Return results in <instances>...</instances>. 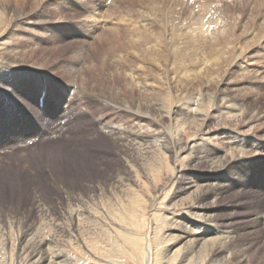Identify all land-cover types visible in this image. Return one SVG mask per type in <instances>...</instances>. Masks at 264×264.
<instances>
[{
    "label": "rangeland",
    "instance_id": "374dc122",
    "mask_svg": "<svg viewBox=\"0 0 264 264\" xmlns=\"http://www.w3.org/2000/svg\"><path fill=\"white\" fill-rule=\"evenodd\" d=\"M105 1L108 4L100 15L105 24L102 29L94 26L93 17L87 19L99 7L100 2L96 0L1 1L0 67L2 62L18 67L6 72L0 68L3 85L0 108L4 103L15 104L23 95L35 108L33 103L41 93V80L47 84L50 96L56 91L53 96L59 100H54L58 101V109H62L66 100L74 102L75 94L63 84L62 69L70 65L84 68L75 75L89 83L100 79L112 82L118 77L114 88L109 85L108 93L112 96L118 87L123 91L134 82L153 79L154 92H158L157 104L164 111L179 105L190 111L188 118L171 117L169 121L162 113L153 116L152 121H145L136 118L129 109L119 112L111 102L103 107L105 102L93 93L94 104L90 105L100 106L95 116L126 131L145 135L146 139L167 135L189 151L173 158L174 154L155 147L147 154V162L143 161L146 167L152 163L155 166L146 172L141 166L138 170L141 196L135 197L129 186H120L112 195L79 204L83 209L72 204L69 207L72 209L65 208L67 201L57 189L58 183L63 180L64 188L76 190V185L89 183L96 176L100 181H109L118 162L100 161L103 169L97 172L85 165L87 155L77 156L78 162L71 164L72 170L66 173L62 168L71 155L61 153L64 141L46 144L41 150L36 146V149L30 148L21 159L15 154L13 157L1 155L8 157L16 168L24 165L22 169L26 170L11 176L12 169L0 167V206H12L15 210L1 218L0 264H30L35 253V258L46 257L43 264L53 259L57 264H67V259L73 260L72 264H206L209 250L197 253V258L189 262L181 261L186 246L173 245V240L166 237L172 232L170 225L175 215L185 213L194 202L191 193L173 197L181 188L177 170L193 169L194 160L204 155V150L215 155L243 157L247 153L253 157V162L218 178L223 190L216 203L218 219L244 221L257 214L264 215V0H103V4ZM10 11L20 17L13 20ZM192 23L204 26L205 37H189L183 31L193 27ZM140 35L155 43L156 50H147ZM172 47L186 54L183 61L175 60L182 65L172 59L169 51ZM135 70L140 74L138 78L127 76L135 75ZM125 98L129 99L127 94ZM45 104L48 123L51 112L47 99ZM76 104H80L79 100L74 107ZM127 106L133 108L130 104ZM104 113L106 118H102ZM5 121L11 123L12 116L8 115ZM33 123L28 129L39 125L35 120ZM90 125L85 121L75 124L73 137ZM3 128L0 127V137L7 140L14 131L2 132ZM216 128H223L225 137H229L207 133ZM67 131L69 128L62 130L61 135ZM95 141L89 146L91 150L107 151L108 156L114 153L115 148L104 139ZM34 143L30 142L29 146ZM204 166L200 162L195 168L200 171ZM28 169L35 175L31 183L22 177L30 175ZM198 174L187 171L186 177L198 183L201 181ZM33 187L38 198L32 199ZM136 199L137 205L132 210L129 202ZM31 201L37 210L31 207ZM236 230L235 237L227 243L233 250L229 259L244 255L243 264H264V224L255 229L238 227ZM25 231L30 242L20 244L18 236ZM38 250H41L39 255Z\"/></svg>",
    "mask_w": 264,
    "mask_h": 264
},
{
    "label": "bare ground",
    "instance_id": "6f19581e",
    "mask_svg": "<svg viewBox=\"0 0 264 264\" xmlns=\"http://www.w3.org/2000/svg\"><path fill=\"white\" fill-rule=\"evenodd\" d=\"M1 1L3 0H0V7L2 5ZM96 1L100 2L99 7L96 9H93L96 11L92 12L87 17V19H89L90 17H93L92 23L94 24V26H98L102 29L105 26V24L102 23L100 15L102 14V11H104L103 9L107 6L108 2L106 3L105 1V3L103 4V0H96ZM98 2L94 4L93 7L98 5ZM100 8L102 9L99 10ZM10 13H11V16L13 17V20L18 19V17H20V15H16L13 11H10ZM110 19L112 20V18ZM191 25L193 27L183 26V27H186L183 31L186 34H188L189 37L190 35H192L193 38L194 36H197V37L204 36L203 29H202L204 26L201 28L200 27L201 24L199 25L198 23H192ZM148 35L149 34H147V36ZM146 37L145 35L143 36L140 35L139 39H142L141 43L145 44L147 50L153 52V50H156L155 48H157V46L155 43L148 41V37L147 38ZM193 50L195 49L193 48ZM169 51H171V54H172L171 56H173L172 59L174 61L178 59L180 61H183V59L185 58L186 54L185 55H183L182 53L180 54L178 47L177 48L172 47V49H170ZM150 55H153V53H150ZM155 57L153 61H156ZM2 59L3 58H1V60ZM2 64L3 65H1L0 68L4 72L16 66V65H5L4 62H2ZM70 66H67L68 68H63V69L61 68V69H62V73L64 74L63 76L65 77V81L63 83L65 88H68V90L71 93L75 94L74 102L68 103L67 100L65 99L66 101L63 104L62 109L60 107L58 109L56 105L59 100L58 98L56 97L54 98L53 96V94L56 91L53 92V94L51 93V96H50V94L47 93L48 92L47 84L45 82L42 83V80H41L40 81L41 93L36 95L37 100L33 103L35 105V108L32 106V103L24 97V95L23 97H18V99H16L17 101L15 102V104L10 105V104L4 103L3 108H0V127H4L2 132H6L7 131L6 129H8V130H13L14 134H18L17 137L13 136L14 134L10 135V137H8L7 140H4L0 137V167H4V169H7V168L12 169V172L9 171L10 175L16 174L19 171L26 170V169H22L24 165H22L20 168L18 167L16 168L13 164H11L12 162H10L8 157H3L1 155L8 154L9 157H13L15 154L19 156L18 158L21 159L22 156H25L27 154L26 152L29 151L30 148L36 149L35 148L36 146V147H39V149L41 150L46 144H47L46 146H48L50 143L64 141L65 145L62 148L61 153L64 155H71L69 157V160L65 162L66 165L64 166V168H62L61 166V168L66 173H70V171L72 170L70 167L71 164L76 165L74 163L78 162L77 156L81 158L83 157V155H87L88 160L85 161V165L91 166L93 169H96L95 171H97V169L98 170L103 169V167L100 166L99 164L100 161L107 163L109 160V161H115L119 163V166L113 169V172H112L113 174L110 173L112 174L110 177V180L106 182H105V179L104 181H100L101 178H97V176L93 177L94 176L93 175L92 179L94 180L86 184L84 183L81 186L76 185L74 188L77 187V189L72 190V188L69 189L70 187L68 189L64 188L65 186L62 185L64 184L62 183L63 180H61L60 183H58L59 185L57 189L60 190L61 193H63L62 196L67 201L65 208L67 207L68 209H72L73 207L69 208L71 204L75 206L77 205L80 206L79 204L83 205L88 199H94L95 197L104 198L107 196V194L112 195L115 192V190H117V188H119L120 186L121 187L129 186L131 188L129 189L133 191L134 195H136L135 197L141 196L142 190L140 189L141 185H139L138 176H137L139 173L138 170H141V168L139 167L141 166L144 169L143 171L146 172V171H149L151 167L155 166L156 164V163H152L153 160L151 158H150V160H152L150 162L152 163L150 165L151 167L149 166L146 167L145 164H143V161L147 162V159H148L147 154L151 153V150H153L155 147L160 146V148L164 149L165 152H168L171 155L174 154L173 155V158H174V157H178L180 153H183L187 150L189 151V148H186V146L180 147L179 145H177L179 143H175L174 142L175 140H173L171 137L167 135H164L162 137H152V138L146 139L145 135L134 133L129 130L126 131L109 122H105L103 119L101 120L98 116H95L98 110L100 109V106L97 105V107H94L96 109H94L90 105V104H94L93 102L94 99L91 100L92 97L95 96L93 93L99 96L98 98L101 99V102L103 101L105 102V105H103V107H108L107 102H111L110 104H113L114 106L118 107L119 112L121 113L126 112V110L129 109V111L133 113L132 115L136 116V118L138 117L144 120L146 119L145 121H149V120L152 121L153 116H156L162 113L166 114L165 117L169 121L171 117H182V119H185L189 117L190 111L189 112L186 111L185 108L179 105L178 106L172 105L168 109V111H164L162 106H159L157 104L156 96L158 95V92L157 91L154 92L155 85H154L153 79L152 80L145 79L143 81L134 82L133 85H128L123 91H121L120 88L118 87L114 93V96H112L108 93V91L111 90L109 85H111V87L114 88L115 87L114 84H117L119 82L118 77L113 78L112 82L105 83L102 81V79H100V80H94L93 82L89 83V80L83 79L81 78V76L75 75V74L79 75L81 73V70H83L84 68L82 67L76 68V65H70ZM16 67H18V65ZM132 70L133 69H131L130 71ZM89 72L95 73V70H90ZM101 72H102V69L100 70L99 74H101ZM137 75L140 76V74H137V71L135 70V75L128 74L127 76L131 77L132 79H135V78H138ZM2 86L3 85L0 82V93L1 94L3 93ZM137 89H138V92H136ZM133 93H135V95H133ZM126 94L128 95L129 99L125 98ZM46 99L48 101V108H49L48 110H50L51 112V119H50L51 122H48V123L46 122L48 119L46 118L48 114L46 110L47 106L45 104ZM56 99L58 101L54 102V100ZM77 100H79L80 104H76V106L74 107V104ZM53 102H54V105L52 104ZM16 103H18L19 105H17ZM65 104H67V108L64 107ZM127 104L132 105L133 108L131 107L129 108ZM33 109H39V111L43 114L44 120L42 122L34 118ZM72 109H75L78 111L73 112ZM106 113L103 114L102 118H106L105 117ZM8 115L12 116L11 123L10 121L8 122L5 121ZM72 116L74 117V120L71 119ZM34 120L39 125L38 126L35 125L34 129L30 130L31 129L30 127L34 125L33 123ZM70 120L72 121L70 122ZM84 121L87 123H90L91 124L90 127L86 130L84 129L81 130L82 131V132L80 131L81 133L79 132L77 133L76 137H73L74 129L72 127L78 122L83 123ZM204 122H203V125H204ZM22 127H24L23 129L24 131H20ZM66 128H69V131H67L62 136L61 131ZM223 131H224L223 128L221 129L216 128V129H213L212 132H207V133L213 134L215 132V133H218V135L221 136L222 138L226 136L225 132ZM228 137L229 136L225 138H228ZM97 139H104L108 144L112 145L113 148H115L114 153L108 156L107 151H105L104 153V151L102 150L101 151L96 150V152L94 150H91L92 148H89V146L95 140L97 141ZM32 141H35V143L29 146V143ZM89 141H92V142H89ZM6 150H8L9 152H6ZM21 151H24V152H21ZM208 152L210 151L205 152L204 150L203 152L204 155L194 160L195 163H193L191 167L193 169L189 167L191 170L187 168L177 170V175L179 174L181 176L178 178L180 179L179 183L181 185V188L179 189V191L174 193L175 195L173 197L176 198V197H180L181 195L184 196L187 193L188 194L191 193L193 195L192 199H194V202L193 204L190 203L191 204L190 208L185 213L175 215L174 221L172 220V223L170 225V230H172V232L170 233L168 232L166 237L173 240L172 241L173 245L181 244L180 246H186L185 249L183 248L181 259H180L181 261L187 260L189 262L190 259L192 260L194 257L197 256V253H200L201 251H202L201 253H203V251L209 250L210 258L207 259L206 264H243V262L245 261L244 255L238 256L237 258L235 257L236 259L235 260L232 259L233 261L229 259L232 256L231 254L233 253V250L227 243H230L232 239L235 237V235L237 234L236 229H238V227H240L241 229H255V228L262 226L264 224V215L262 216L261 214L260 215L257 214L253 216L252 218H249L244 221H238V220H234L231 218H228L224 221L223 220L220 221L217 216L216 203H217L218 197L219 196L221 197L223 190H221L220 188L221 185L218 182V178L220 177L223 178V176H225L227 173H231L232 170L235 169L236 167H241V166H244V164L247 165L248 163L253 162V157L251 155H247V153H244L245 151L242 152L244 153L242 154L243 157H240L239 154H237L238 155L237 157L236 156L234 157L233 154H232L233 156L232 155L223 156L222 153H219L220 155L219 154L215 155V154H210ZM141 155H144L145 157L141 158ZM53 158L55 157L53 156ZM56 158L60 159L61 157H56ZM216 159L220 160V164L216 165V161H217ZM60 160H63V159H60ZM60 160H58V164L60 163ZM200 162H202L205 166L202 170L199 171L195 167H196V163H200ZM76 169L78 170V168ZM28 171L30 175L24 174L22 177H25L31 183L33 180H35V175L30 169H28ZM187 171L189 173L190 172L200 173L198 175H200L201 181H199L198 183L193 182L191 178L186 177ZM80 175L82 176V173ZM51 185H52V179H51ZM39 186H41V184ZM35 187L38 188L37 185H35ZM35 187L32 188V196H33L32 199L34 197L38 198L37 189ZM41 188L43 189V187ZM122 193H121V196H122ZM36 201L39 202L38 199H36ZM31 202H32L31 207L36 209L37 206L33 203V201ZM132 202L133 203L129 202V204L131 205L132 210H133L137 205V199ZM122 204L119 205L120 210L123 209ZM126 206L124 205L125 208ZM81 209L83 208L81 207ZM10 210L12 211L14 210L12 206H8V207L0 206V222L4 217L10 214ZM2 215H4L3 218H2ZM28 235L29 233H27V231L20 233L17 241L20 242V244L22 242H26ZM40 252L41 250H38V255L40 254ZM35 254L32 256L34 260L30 264H43V262L46 261V257L41 258V256L40 257L38 256V258H35ZM167 260L170 261V259H167ZM176 260L177 258L175 257L174 261ZM67 261H68L67 264H72L73 260L67 259ZM47 264H57V261L55 259L48 260Z\"/></svg>",
    "mask_w": 264,
    "mask_h": 264
},
{
    "label": "snow or ice",
    "instance_id": "6c2138e0",
    "mask_svg": "<svg viewBox=\"0 0 264 264\" xmlns=\"http://www.w3.org/2000/svg\"><path fill=\"white\" fill-rule=\"evenodd\" d=\"M31 108V106H30ZM33 116L35 119H37L38 121H43L44 120V116L43 114L39 111V109H33Z\"/></svg>",
    "mask_w": 264,
    "mask_h": 264
}]
</instances>
